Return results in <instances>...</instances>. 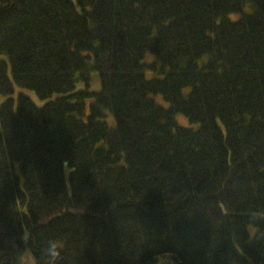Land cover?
Masks as SVG:
<instances>
[{
  "label": "trees",
  "instance_id": "1",
  "mask_svg": "<svg viewBox=\"0 0 264 264\" xmlns=\"http://www.w3.org/2000/svg\"><path fill=\"white\" fill-rule=\"evenodd\" d=\"M0 95V264H264V0H0Z\"/></svg>",
  "mask_w": 264,
  "mask_h": 264
},
{
  "label": "rangeland",
  "instance_id": "2",
  "mask_svg": "<svg viewBox=\"0 0 264 264\" xmlns=\"http://www.w3.org/2000/svg\"><path fill=\"white\" fill-rule=\"evenodd\" d=\"M150 58H151V57H150ZM147 75L150 76L151 73H150V72H147ZM94 85L96 86V84H94ZM98 86H99V85H98V82H97V86H96V87H98ZM19 90H21V89L16 88L15 94H16ZM25 92H27L28 94L32 95V96L36 99L34 93H33L31 90H25ZM6 98H7V96L0 95V102H2L3 100H5ZM156 100H157V102H160V103H162V104H164V105H167V103H165V102L162 100V98H161L160 96H157ZM177 121H178V123H179L180 125H185V126L190 125L188 119H187L185 116H183V115H178V116H177ZM25 264H32V262H31V258H30L28 255L25 256Z\"/></svg>",
  "mask_w": 264,
  "mask_h": 264
},
{
  "label": "bare ground",
  "instance_id": "3",
  "mask_svg": "<svg viewBox=\"0 0 264 264\" xmlns=\"http://www.w3.org/2000/svg\"><path fill=\"white\" fill-rule=\"evenodd\" d=\"M156 98H157V96H156Z\"/></svg>",
  "mask_w": 264,
  "mask_h": 264
}]
</instances>
